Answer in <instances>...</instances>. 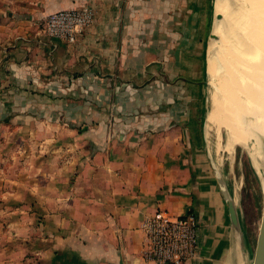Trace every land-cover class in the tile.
<instances>
[{
  "label": "crops",
  "instance_id": "crops-1",
  "mask_svg": "<svg viewBox=\"0 0 264 264\" xmlns=\"http://www.w3.org/2000/svg\"><path fill=\"white\" fill-rule=\"evenodd\" d=\"M211 2L0 0V264H152L140 226L158 211L198 218L188 264L222 254L199 125ZM76 8L94 15L77 42L45 36Z\"/></svg>",
  "mask_w": 264,
  "mask_h": 264
},
{
  "label": "bare ground",
  "instance_id": "bare-ground-1",
  "mask_svg": "<svg viewBox=\"0 0 264 264\" xmlns=\"http://www.w3.org/2000/svg\"><path fill=\"white\" fill-rule=\"evenodd\" d=\"M236 4L235 0H215V16L220 18L211 32L215 37L223 32L227 43L223 58V50H216L220 54L215 55L212 46L209 51L208 73L216 89L210 96L206 122L208 130L226 133L225 151L232 152L236 146L248 150L253 169H262L259 181L264 194V0ZM235 252L237 264L250 263L239 248Z\"/></svg>",
  "mask_w": 264,
  "mask_h": 264
},
{
  "label": "rangeland",
  "instance_id": "rangeland-1",
  "mask_svg": "<svg viewBox=\"0 0 264 264\" xmlns=\"http://www.w3.org/2000/svg\"><path fill=\"white\" fill-rule=\"evenodd\" d=\"M235 2L237 3L236 4L237 6L244 4V0L241 1L235 0ZM213 3L215 4V0H212L211 2L212 11H213V7H212ZM215 9L216 8H214V12ZM215 17L210 18V33H209L210 35L209 37L205 38V41L203 43L204 68H203V77H202L203 82H201L202 100L199 103V125L201 130L200 138L202 144L207 147L210 155L212 156V159L216 162V165L218 166V169L227 185L228 191L232 196V199H234L233 201L236 202L234 203L236 205V210H237L240 226L243 232L244 241H242L243 242L242 244H237L238 245L237 246L236 240L229 226V228L226 230V243L222 250V254L220 256H214L215 260L214 258L211 257V260L213 262L209 264H237L238 257L236 256L235 250H237L238 248L241 250L243 255L247 256L249 260H251L252 251L254 249L256 236L258 233L263 202H264L263 189L260 184L261 183L260 176L263 174V172L262 169L260 168H254L255 170L253 169L252 163L250 164L251 159L248 156L249 152L246 148L242 146H236L232 152L225 151L224 142L226 139L225 137L226 133L224 132V130H219V133H217L214 130H208L207 127L206 116L208 110L210 109V103H211L210 96L216 89V85L210 79L211 77L209 76L208 73V67H209L208 59L210 55L209 51L213 46L216 53L214 54L219 55L220 54L219 52L223 50L224 45L227 43L226 37L223 32H221L223 34H221L220 32L217 33L216 37L211 35V28L215 23V21H218L217 19H215ZM220 29H222L221 26ZM212 37L214 38L212 39ZM219 40L221 42H219ZM216 50H218L219 52ZM225 54H226L225 50H223L221 57L223 58ZM252 144H253L252 141L248 143L249 149L252 146ZM225 214L228 222L229 221L228 212L226 211ZM216 257L218 258L216 259Z\"/></svg>",
  "mask_w": 264,
  "mask_h": 264
},
{
  "label": "built area",
  "instance_id": "built-area-1",
  "mask_svg": "<svg viewBox=\"0 0 264 264\" xmlns=\"http://www.w3.org/2000/svg\"><path fill=\"white\" fill-rule=\"evenodd\" d=\"M87 8L63 10L45 17L43 30L49 39L74 44L93 24ZM142 260L152 264H188L198 256L199 221L194 214L172 218L155 212L144 218Z\"/></svg>",
  "mask_w": 264,
  "mask_h": 264
},
{
  "label": "water",
  "instance_id": "water-1",
  "mask_svg": "<svg viewBox=\"0 0 264 264\" xmlns=\"http://www.w3.org/2000/svg\"><path fill=\"white\" fill-rule=\"evenodd\" d=\"M212 7H213V11H212L213 18H214L215 17L214 3ZM215 18L216 19L220 18V16H216ZM213 26L211 28V31L213 29ZM211 35L213 36L212 32H211ZM209 161H210V165L213 170L214 176L216 178L220 194L226 204L231 232L234 235L236 244H242L243 243L242 241H244V237H243V232L240 226V222H239V218H238V214L236 210V205L232 199V196L230 195L228 191L227 185L218 169V166L216 165V162L212 159V156L210 155V153H209ZM249 264H264V202H263V208H262V214H261L260 224L258 228V233L256 236V241H255L254 249L252 251V256H251V260Z\"/></svg>",
  "mask_w": 264,
  "mask_h": 264
}]
</instances>
